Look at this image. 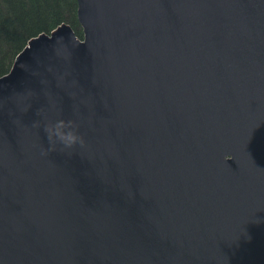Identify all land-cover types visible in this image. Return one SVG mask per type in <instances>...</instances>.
<instances>
[{
  "label": "water",
  "instance_id": "95a60500",
  "mask_svg": "<svg viewBox=\"0 0 264 264\" xmlns=\"http://www.w3.org/2000/svg\"><path fill=\"white\" fill-rule=\"evenodd\" d=\"M76 2L0 77V264H264V0Z\"/></svg>",
  "mask_w": 264,
  "mask_h": 264
},
{
  "label": "trees",
  "instance_id": "16d2710c",
  "mask_svg": "<svg viewBox=\"0 0 264 264\" xmlns=\"http://www.w3.org/2000/svg\"><path fill=\"white\" fill-rule=\"evenodd\" d=\"M76 0H0V77L7 75L28 42L69 25L81 40Z\"/></svg>",
  "mask_w": 264,
  "mask_h": 264
},
{
  "label": "clouds",
  "instance_id": "9594fccd",
  "mask_svg": "<svg viewBox=\"0 0 264 264\" xmlns=\"http://www.w3.org/2000/svg\"><path fill=\"white\" fill-rule=\"evenodd\" d=\"M49 141V151L59 149L62 152L75 149L77 146L83 147L85 140L80 133V124L74 120L58 119L51 121L44 126ZM46 155L47 153H42Z\"/></svg>",
  "mask_w": 264,
  "mask_h": 264
}]
</instances>
